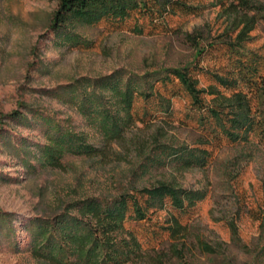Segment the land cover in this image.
I'll use <instances>...</instances> for the list:
<instances>
[{
  "label": "rangeland",
  "instance_id": "rangeland-1",
  "mask_svg": "<svg viewBox=\"0 0 264 264\" xmlns=\"http://www.w3.org/2000/svg\"><path fill=\"white\" fill-rule=\"evenodd\" d=\"M183 1L193 7V12L179 11L154 24L133 17L124 23L79 26L77 32L84 45L70 47L55 41L49 29L56 0H0V118L18 111L24 103L51 114L64 125L71 123L92 145L103 146L97 127L75 107L65 106L45 92L84 77L96 79L115 71L143 77L194 63L198 57L187 35L202 30L206 39L214 40L227 26L223 6L235 0ZM250 1L263 10L250 41L233 53L222 46L208 51L193 70L203 89L215 84L211 73H230L237 78L236 89L243 90L252 101L256 121L249 141L229 142L209 119L201 127L199 113L182 90L174 91L177 94L171 97L167 115L156 98L139 99L136 110L140 116L147 112L145 120L149 123L138 122L129 128L120 141L106 148L103 157L67 155L62 169L39 167L33 172L0 141V175L5 179L0 180V210L18 219H31L51 215L69 201L115 197L133 187L172 183L205 190L207 198L186 213L167 206L151 213L144 222H128L127 228L134 229L144 249L151 251L141 264H264V255H259L264 251V89L260 85L264 78V0ZM139 24L144 26L141 34L134 30ZM236 89L222 91L231 95ZM161 91L166 93L163 88ZM0 130L15 143L21 138L45 141L40 130L31 131L6 119L0 121ZM160 145L208 148L212 157L205 169L185 170L172 159L153 164L151 159L160 153ZM172 216L190 227L184 262L166 256L170 243H163L169 239L164 227ZM230 225L237 227L238 238H234ZM18 232L22 252L3 243L0 264H45L27 251L28 234ZM199 243L219 251L205 255ZM159 254L165 255L163 262L158 261Z\"/></svg>",
  "mask_w": 264,
  "mask_h": 264
},
{
  "label": "trees",
  "instance_id": "trees-1",
  "mask_svg": "<svg viewBox=\"0 0 264 264\" xmlns=\"http://www.w3.org/2000/svg\"><path fill=\"white\" fill-rule=\"evenodd\" d=\"M57 8L49 29L55 41L61 45L78 47L84 42L78 34L79 26L93 28L102 22L124 23L133 17L149 19L150 24L167 16L193 12V7L183 0H56ZM227 17L226 29L214 40L206 39L198 30L187 35L196 49L197 60L210 50L226 47L230 52L240 49L250 41L251 33L259 25L262 8L250 0H235L223 6ZM135 32L143 33L144 26H135ZM197 60L184 67L161 69L139 77L115 71L109 76L96 79L81 78L65 86L45 92L66 106L71 105L78 113L99 129L104 145L95 147L85 134L78 133L71 123L64 125L51 114L21 103L18 111L1 116L17 126L28 130L38 129L45 141L14 139L1 133L0 141L12 150V155L28 171L39 167L63 168L67 155L98 158L107 154L114 142L120 141L124 133L138 122L148 124L147 112L140 116L136 101L157 99L161 111L167 115L171 109V97L182 90L192 107L199 113L200 126L212 120L229 142L249 141L255 130L256 121L252 101L243 90L236 89L237 78L230 73H211L215 84L201 88L193 70ZM260 85L264 89V78ZM171 93L170 97L161 91ZM235 90L231 95L222 91ZM264 93V91L262 92ZM209 120H206L208 122ZM212 151L202 147H179L160 145V153L151 159L153 164L173 160L182 169H205ZM0 180H5L0 175ZM7 180V179H6ZM12 180V179H8ZM207 198L205 190L186 189L172 183L161 182L146 187H133L115 197H86L62 203L51 215H38L31 219H18L13 213L0 210V247L21 253L19 230L28 234L27 251L36 261L45 264H141L151 252L145 250L134 229L127 228L128 222H144L151 213L170 206L175 212L186 213ZM19 224V228L16 227ZM232 226L234 238H238L237 227ZM170 243L166 256L185 261L189 252L186 241L190 238V227L179 218L171 217L164 227ZM205 255L217 254L216 247L199 243ZM157 252V250H153ZM259 255H264V251ZM165 256V255H164ZM159 254L158 261H164Z\"/></svg>",
  "mask_w": 264,
  "mask_h": 264
}]
</instances>
